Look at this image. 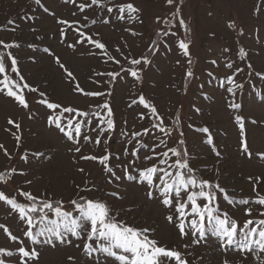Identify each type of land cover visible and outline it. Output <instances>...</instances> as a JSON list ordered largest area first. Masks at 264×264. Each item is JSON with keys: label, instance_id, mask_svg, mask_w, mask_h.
Masks as SVG:
<instances>
[{"label": "rangeland", "instance_id": "374dc122", "mask_svg": "<svg viewBox=\"0 0 264 264\" xmlns=\"http://www.w3.org/2000/svg\"><path fill=\"white\" fill-rule=\"evenodd\" d=\"M42 3L57 16L65 19H77L72 17L73 6L65 5L62 0H42ZM133 3L141 10L140 19L143 23L130 25L133 30L143 33L139 36H131L124 32L125 25L113 20L110 25L97 24L89 31L100 32L103 42L109 47L113 55L116 46L133 57H139L146 53L150 42L155 37L156 30L160 25L155 23L156 16H165L173 8L165 6L164 0H133ZM260 0H183L181 7L182 16L191 29L190 34L185 36L178 26L175 37H162L167 39L172 46L171 51L160 47L156 56H149L152 61L150 65H140L143 71L142 84L136 85L131 78H120L109 85L100 87L92 84L89 77L94 70L118 71V66L102 65L98 58L87 55L85 49L80 48L73 52L59 42L58 25L56 17L48 16L35 5L34 0H0V40L5 42L16 41L20 48L12 49L18 58L21 74L25 80L40 91L45 92L51 101L71 104L76 107L86 108L90 104H96L108 100L115 112L117 128L112 133L108 147L111 152L117 153L124 147L123 138L120 133L123 129V121L127 120L129 129L136 127H147L149 121H138L137 113L146 111L140 106L133 109L127 107L130 97L143 93L145 97L155 104L157 110L165 117L166 123H172L176 113L180 116V130L184 132V140L188 148L191 165L197 169H205L202 174L205 179L218 180L231 198L239 200L253 196L252 185L249 176H264V160L259 159L255 153L264 151V100L257 95L264 96V81L255 74L248 75L247 64L251 63L256 72H264V5H261L259 15L254 14L255 6ZM91 18L98 15V10L87 13ZM37 16L33 21H25V16ZM14 24H8V21ZM234 21L237 31L242 28L243 36H238L227 28V23ZM36 28L32 32L31 28ZM15 28V31L12 29ZM39 37V39H38ZM259 38V39H258ZM179 39L190 40V54L193 60L191 70L193 77L187 84L185 94V72L188 70L187 58L183 57L180 50L175 47L174 42ZM127 42V47L124 42ZM71 42V40H69ZM35 44L37 50L34 52L28 47ZM49 47L72 71L86 90H98L110 92L111 95L100 98H87L74 95L71 89L74 84L66 82L61 69L54 63L52 56L42 51ZM243 47L248 55L246 60H240L236 53ZM228 48L231 51L224 52ZM35 62H32V58ZM217 60L218 66L210 63ZM180 61L177 64V61ZM226 61H235L234 67L229 70L225 68ZM242 68L237 76V82L244 83V88L238 93L237 101L241 105L236 112L227 108L229 95L226 92L228 85L221 86L224 78ZM212 72L214 77H209ZM101 80L107 77L99 78ZM207 97V99H205ZM30 108L26 112L19 108L9 97L0 95V144L4 145L12 159L4 155V149H0V172L15 168L17 172L25 175H13L12 179L5 185L0 184L9 196L16 194L18 189L31 191L34 195L46 193L53 198L63 199L66 207L67 202L77 195V185L83 186L87 179L94 183L99 191L92 193H79L80 195L99 197L107 199L114 209L121 211L120 218L136 227H150L152 235L162 246L178 248L187 256L188 264H223L225 259L230 264H257L251 255L247 259L241 256L239 251L231 249L225 254L219 248V240L210 233L205 242L199 245H190L185 249V244H190L189 238L181 240L173 225L165 220L166 211L159 205L158 201H149L144 189L127 182L120 189L123 200H115L104 196L106 191L115 190L113 186L105 183V175L101 166L92 161H78L73 153L68 151L71 145L54 128H49L46 123V112L42 105H38L37 93H26ZM199 108V112L195 111ZM32 118L29 119V115ZM240 115L244 118L247 142L253 151L252 159H245L240 154L239 128L234 122V116ZM12 118L21 124V142H17L11 132L6 129L11 126L7 121ZM256 121V123H251ZM208 127L213 136L214 144L221 155L217 157L211 150V146L204 142L203 134L189 128ZM14 132L15 129H12ZM178 131L173 133L172 142L178 139ZM151 144L150 138H146ZM171 146V144H170ZM85 153L101 154V149L85 148ZM28 154L29 160L25 163L20 159L21 155ZM32 153H43L36 158ZM83 167L85 175L77 171ZM218 172V175H217ZM27 181H31L28 184ZM264 192V184L259 186ZM18 200L22 198L18 197ZM220 207L230 211L241 223L246 217L243 215V206L237 211L232 208L221 197ZM131 209V211H126ZM0 223L6 224L13 234L19 235L21 228L18 220L9 215L8 208L0 203ZM0 247L15 248L0 230ZM40 258L38 264H71L69 256L76 257L77 264H84V258L80 250L72 245H58L55 249L48 246H38ZM190 253V254H189ZM13 261L15 257L11 258Z\"/></svg>", "mask_w": 264, "mask_h": 264}, {"label": "snow or ice", "instance_id": "6c2138e0", "mask_svg": "<svg viewBox=\"0 0 264 264\" xmlns=\"http://www.w3.org/2000/svg\"><path fill=\"white\" fill-rule=\"evenodd\" d=\"M165 6L174 10L165 16H156L155 23L160 25L155 36L175 37L177 26L182 29L185 36L190 34L191 29L182 16L181 7L183 0H164ZM35 5L48 16L56 17L58 25L59 42L73 52L80 48L85 49L87 55L99 59L102 65L118 66V71L94 70L89 77L92 84L97 87L103 84H113L118 77L131 78L134 84L143 82L144 69L151 64L149 56H156L160 47L171 51V45L167 39H153L146 53L139 57H133L130 52L127 54L116 46L113 55L109 47L103 42L100 32L89 31L95 25H110L113 20L125 25L124 32L131 36L143 35L133 30L130 25L143 23L140 19L141 10L133 3V0H62L65 5L73 6L72 17L77 19H65L56 15L42 3V0H34ZM264 0H260L254 8V14L259 15ZM88 10L96 12L95 18L89 17ZM37 16H25V21H35ZM8 24H14L9 20ZM227 28L237 32L238 36L244 35V30L237 26L234 21L227 23ZM7 29H0L5 31ZM16 29L13 28L12 31ZM36 32V28H31ZM39 39V37H38ZM259 39V38H258ZM71 40V42H69ZM175 47L180 50L183 57L187 58L188 70L184 79L189 81L193 77L191 65L193 60L190 54V40L179 39L174 42ZM127 47V42H124ZM34 52L37 50L35 44H29ZM20 48L16 41L5 42L0 40V95L11 98L16 105L29 110L30 105L26 93H37L38 105H42L46 112V123L51 129L54 128L71 145L68 151L73 153L78 161H92L101 166L105 175V183L113 186L115 190L106 191L104 196L123 200L120 189L124 182L135 184L144 189V194L149 201H158L159 205L166 211L165 220L173 225L181 240L189 238L190 244H185L187 249L190 245H199L205 242L208 234L219 240V248L225 254L231 249L241 253L244 259L251 255L257 264H264V192L258 190L264 184V176H249L248 180L252 185L253 196L235 200L231 198L228 191L221 186L218 180L205 179L202 174L205 169H197L191 165V157L184 140V132L180 130V116L176 114L173 123H166L165 117L159 113L154 103L150 102L143 93L130 97L127 107L133 109L140 106L146 111L137 113V119L143 122L149 121L147 127L138 130L135 126L129 129L127 120L123 121V129L120 133L123 138L124 147L120 152L113 153L108 147L112 133L116 131L117 123L115 112L108 100L90 104L86 108H80L71 104L51 101L45 92L29 84L21 74L18 58L13 54L12 49ZM44 53L52 56L54 63L62 70L66 82L74 84L71 89L74 95L87 98H100L111 95L110 92L98 90H86L81 86L74 73L68 69L61 57L49 47L42 49ZM228 48L225 53L230 52ZM240 60H246L247 51L240 47L236 53ZM35 62V58H32ZM180 61H177L179 64ZM210 63L218 66L217 60ZM235 61H226L225 68L231 70ZM248 75L255 74L261 81H264V72H256L251 63L247 64ZM243 71L237 68L236 71L221 81L223 87L226 83V92L229 95L227 108L236 112L241 105L237 96L244 88V83L237 82L236 76ZM214 77L212 72L207 73ZM107 77L105 80L99 78ZM184 91L186 94L187 83ZM262 100L264 96L257 93ZM207 99V97H205ZM198 113L200 110L196 108ZM29 115V119L32 118ZM234 122L239 128L240 154L245 159L253 158L245 133L244 118L240 115L234 116ZM11 127L6 129L12 133L19 147L21 142V124L9 118L7 121ZM256 123V121H251ZM189 128L203 134L204 142L211 146L212 152L219 157L213 136L208 127ZM12 129H15L13 132ZM178 131V139L172 142L174 132ZM150 138L152 143H147ZM171 144V146H170ZM101 149V154L85 153V148ZM4 149V155L8 159L12 156ZM255 155L264 160V151ZM32 156L39 158L43 153H32ZM25 163L28 162V154L20 157ZM77 171L84 173L83 167ZM24 172H17L15 168L0 172V184H7L13 175H25ZM218 175V172H217ZM31 184V181H27ZM77 195L70 199L66 207L65 201L53 198L41 193L34 195L31 191L18 189L16 194L9 196L0 190V203L9 210V215L14 216L20 225L19 235L13 234L9 227L0 223V230L7 237L15 248L0 247V264H38L40 251L38 246H48L55 249L58 245H72L80 250L84 258V264H188L187 256L178 248L162 246L152 235L150 227H136L121 219V211L114 209L107 199L80 195L79 193H92L99 191V188L89 180H85L83 186L77 185ZM18 197L22 200H18ZM223 198L228 205L242 211L246 219L241 223L234 215L220 207L219 200ZM126 211H131L127 209ZM190 254V253H189ZM15 257L13 261L11 258ZM71 264H77L76 257L69 256ZM223 264H230L225 259Z\"/></svg>", "mask_w": 264, "mask_h": 264}, {"label": "trees", "instance_id": "16d2710c", "mask_svg": "<svg viewBox=\"0 0 264 264\" xmlns=\"http://www.w3.org/2000/svg\"><path fill=\"white\" fill-rule=\"evenodd\" d=\"M161 38H162V37H159V38H157L156 36L154 37V39H159V40H160ZM144 54H145V53H144ZM189 82H190V80L187 81V82L185 81V83H187V84H188ZM109 85H111V84H109ZM176 114H177V113H176ZM175 116H176V115H175ZM174 119H175V118H174ZM173 122H174V120H173ZM173 122H172V123H173Z\"/></svg>", "mask_w": 264, "mask_h": 264}]
</instances>
